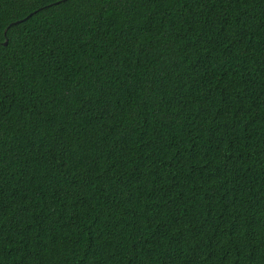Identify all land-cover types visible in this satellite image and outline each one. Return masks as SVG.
Returning <instances> with one entry per match:
<instances>
[{
    "label": "trees",
    "instance_id": "1",
    "mask_svg": "<svg viewBox=\"0 0 264 264\" xmlns=\"http://www.w3.org/2000/svg\"><path fill=\"white\" fill-rule=\"evenodd\" d=\"M0 37V264H264V0H0Z\"/></svg>",
    "mask_w": 264,
    "mask_h": 264
},
{
    "label": "water",
    "instance_id": "2",
    "mask_svg": "<svg viewBox=\"0 0 264 264\" xmlns=\"http://www.w3.org/2000/svg\"><path fill=\"white\" fill-rule=\"evenodd\" d=\"M6 43H7V41L4 42V44H6Z\"/></svg>",
    "mask_w": 264,
    "mask_h": 264
},
{
    "label": "snow or ice",
    "instance_id": "3",
    "mask_svg": "<svg viewBox=\"0 0 264 264\" xmlns=\"http://www.w3.org/2000/svg\"><path fill=\"white\" fill-rule=\"evenodd\" d=\"M0 38H2V37H0Z\"/></svg>",
    "mask_w": 264,
    "mask_h": 264
}]
</instances>
